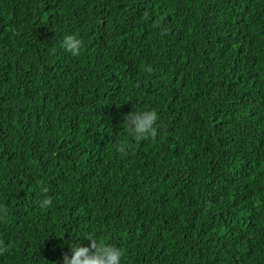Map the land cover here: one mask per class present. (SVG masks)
<instances>
[{
    "label": "trees",
    "instance_id": "16d2710c",
    "mask_svg": "<svg viewBox=\"0 0 264 264\" xmlns=\"http://www.w3.org/2000/svg\"><path fill=\"white\" fill-rule=\"evenodd\" d=\"M0 203V264H264V0H0Z\"/></svg>",
    "mask_w": 264,
    "mask_h": 264
},
{
    "label": "clouds",
    "instance_id": "9594fccd",
    "mask_svg": "<svg viewBox=\"0 0 264 264\" xmlns=\"http://www.w3.org/2000/svg\"><path fill=\"white\" fill-rule=\"evenodd\" d=\"M62 48L73 56H79L84 46L81 36L76 33L64 35ZM160 119L159 113L155 109H136L128 112L124 117L127 131L130 137L136 141H143L154 137L157 134V122ZM116 151L122 155H127L131 150V144L120 141L116 146ZM43 199L40 201L41 208H48L52 203V198L47 195L49 189L43 187ZM6 211V205L0 203V213ZM90 240V244L72 243L71 255H65L63 264H123L124 251L121 247L100 241L96 236H84ZM8 245L4 240H0V253L7 250Z\"/></svg>",
    "mask_w": 264,
    "mask_h": 264
}]
</instances>
